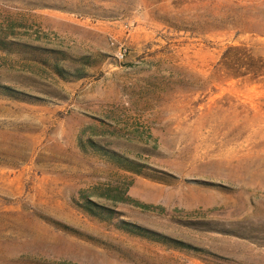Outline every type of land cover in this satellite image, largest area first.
I'll return each instance as SVG.
<instances>
[{"label": "rangeland", "instance_id": "1", "mask_svg": "<svg viewBox=\"0 0 264 264\" xmlns=\"http://www.w3.org/2000/svg\"><path fill=\"white\" fill-rule=\"evenodd\" d=\"M263 31L264 0H0V264H264V77L218 65Z\"/></svg>", "mask_w": 264, "mask_h": 264}, {"label": "trees", "instance_id": "2", "mask_svg": "<svg viewBox=\"0 0 264 264\" xmlns=\"http://www.w3.org/2000/svg\"><path fill=\"white\" fill-rule=\"evenodd\" d=\"M257 34L263 37L264 31L258 32ZM218 65L220 67V71L223 72L227 79L244 78L248 82H254L259 78L264 77V58L260 55L254 54L253 50L246 47L244 44L226 46L221 54V58L218 61ZM52 68L54 71L53 73L59 78H63L67 72L57 65ZM0 90L9 94L8 96H14L13 94L16 95L13 90H10L6 87H1ZM110 155L113 158L117 159L116 162H118L117 164L118 166H120V168L125 169L126 171L137 173L136 170H134V167L129 166L132 164L131 162H129V160L124 159L120 157V155H116L115 153H110ZM122 162L127 163L125 164L127 166H122ZM93 208L86 207L87 210L92 211L90 213H93L97 216H111V214L113 213L110 210L102 209V207ZM116 226L119 231L136 235V237L147 238L149 240H152L153 242L170 243L175 246H188L184 243H180L160 234H156L152 230L136 226V224L117 220Z\"/></svg>", "mask_w": 264, "mask_h": 264}, {"label": "built area", "instance_id": "3", "mask_svg": "<svg viewBox=\"0 0 264 264\" xmlns=\"http://www.w3.org/2000/svg\"><path fill=\"white\" fill-rule=\"evenodd\" d=\"M122 54V53H121Z\"/></svg>", "mask_w": 264, "mask_h": 264}]
</instances>
